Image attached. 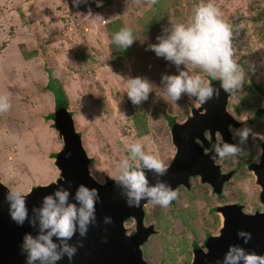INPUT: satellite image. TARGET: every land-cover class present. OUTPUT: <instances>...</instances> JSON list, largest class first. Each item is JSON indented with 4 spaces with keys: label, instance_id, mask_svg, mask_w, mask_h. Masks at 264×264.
Segmentation results:
<instances>
[{
    "label": "rangeland",
    "instance_id": "374dc122",
    "mask_svg": "<svg viewBox=\"0 0 264 264\" xmlns=\"http://www.w3.org/2000/svg\"><path fill=\"white\" fill-rule=\"evenodd\" d=\"M213 1L226 22L233 14H239V23L242 19V30L236 33L238 39H233V51L245 72V82L239 95L230 97L229 109L245 124L262 103L260 90L254 88L255 82L264 86V43L251 32V15L242 12L248 0ZM82 2L85 7L73 4V0H0V92H6L11 99L10 109L0 112V178L6 185L19 184L31 190L61 176L56 160L63 139L49 115L55 109V81L51 76L67 94L76 127L92 158L90 165L106 181L115 172L118 160L127 154L130 142H141L146 151L166 165L171 163L176 147L164 113L176 115L181 122L192 114L188 103L199 106L197 100L186 95L176 103L165 99L161 76L166 73L168 61L162 62L161 67L154 66L158 56L148 46L157 41L167 22H159L153 28L142 27L140 17L151 7L148 0H103L99 6L96 0ZM179 6L183 11L178 20L186 22L192 13L190 2L184 0ZM176 9H171L168 17L173 18ZM118 19L124 27L144 30L133 45L140 47L137 56L145 60L144 66H152L155 72L149 80L153 90L138 105L122 91L126 78L137 76L135 61L130 56L124 58L110 45L113 24ZM151 21L145 20V26L158 20ZM23 52L34 56L26 58ZM136 108L146 113L144 132L133 123L132 112ZM253 141L248 137L243 153ZM246 158V154L220 158L224 170L233 169L237 160H241V166L238 176L227 183L226 193L219 198L208 196L207 184H197L193 191L197 193H191L184 201L182 197L178 204H148L152 217L148 222L155 218L159 230L143 245L150 263L191 264L192 242H201L205 230L219 233L215 213L208 212V206L216 204V199L222 203L244 198L247 209L263 208L258 199L260 186L252 174H245Z\"/></svg>",
    "mask_w": 264,
    "mask_h": 264
},
{
    "label": "clouds",
    "instance_id": "9594fccd",
    "mask_svg": "<svg viewBox=\"0 0 264 264\" xmlns=\"http://www.w3.org/2000/svg\"><path fill=\"white\" fill-rule=\"evenodd\" d=\"M82 0H73L78 5ZM103 0H96L99 6ZM235 28L225 21L220 9L213 0H199L193 7L186 22H170L157 36V42L148 47L158 57H163L177 68L176 73L161 76L165 99L176 103L182 96L195 98L205 103L220 89L235 93L245 82V72L234 58L233 37ZM132 29L124 27L112 35V44L118 49H127L135 39ZM183 66V67H181ZM198 69L195 73L188 69ZM252 66H250V69ZM219 80L215 87L204 75ZM151 82L141 76L126 78L122 91L127 93L133 104L147 100L152 91ZM11 107L10 96L0 92V112H7ZM229 131L237 143H229L217 137L212 144V159L217 157H237L244 152L243 144L248 140L252 129L243 126ZM259 155H264L260 152ZM256 162L260 160L257 158ZM167 171L166 163L155 154L146 151L139 141L127 145V154L115 165V172L108 176L119 188L128 206H139L142 200L161 207H167L178 193L166 182L149 180L148 172L155 177L163 176ZM89 175L97 184L106 180L97 175L93 166H89ZM0 183H4L0 180ZM4 199L8 205V214L18 225L27 223L35 229L23 234L20 251L25 256V264H57L67 257L73 260L82 239L72 243L74 235L85 237L90 225L97 223L96 204L100 199L99 191L94 186L80 183L73 192L70 187L58 185L51 192L45 193L37 205H27L30 189L24 185H5ZM105 224L111 223V217L103 218ZM237 236L243 243L251 239V233L241 229ZM216 264H264V253L248 251L243 244H231L223 258Z\"/></svg>",
    "mask_w": 264,
    "mask_h": 264
},
{
    "label": "water",
    "instance_id": "95a60500",
    "mask_svg": "<svg viewBox=\"0 0 264 264\" xmlns=\"http://www.w3.org/2000/svg\"><path fill=\"white\" fill-rule=\"evenodd\" d=\"M212 84L219 88L220 81ZM230 96L231 93L220 89L218 96L214 95L203 104L198 101L199 106L186 121L173 123L171 139L176 147L173 160L161 177L148 172L151 183L159 179L175 190L181 184L189 187L190 176L200 175L202 181L213 186L214 191H222L224 181L232 177L234 170L222 172L221 166L216 163L218 157L212 159L211 148L217 140L216 131L221 133L224 141L234 143L228 131V125L237 121L228 110ZM53 120L63 139L56 160L61 176L57 181L30 190L26 201L30 211L33 205L39 204L45 193L51 192L58 185L70 187L74 192L78 184L84 183L96 187L100 195L96 204L97 223L89 226L85 237L77 234L72 238V243L82 239V245L78 246L73 260L69 262L65 257L57 264H148L141 245L154 231L153 226L147 227L143 222V206L149 201L142 200L139 206L130 207L111 179L104 184H97L89 175L92 160L84 145L83 135L76 127L72 111L69 107H59ZM206 130L212 134L211 141L205 136ZM204 146L209 149L208 153L204 152ZM251 168L261 188L259 198L263 208L246 212L242 205L236 203L224 205L221 208L224 220L220 233L209 237L205 248L195 249L191 264H216L231 244H243L248 251L264 253V155L262 162L252 163ZM5 185L0 183V264H25L20 243L25 232H35V229L27 221L18 225L11 219L4 199L7 191ZM105 216L111 217V223H104ZM129 217H135L138 223L137 231L133 234L127 233L125 225ZM241 229L251 233L247 244L237 236Z\"/></svg>",
    "mask_w": 264,
    "mask_h": 264
},
{
    "label": "trees",
    "instance_id": "16d2710c",
    "mask_svg": "<svg viewBox=\"0 0 264 264\" xmlns=\"http://www.w3.org/2000/svg\"><path fill=\"white\" fill-rule=\"evenodd\" d=\"M110 0H104V3L108 2ZM114 1V0H113ZM187 1V0H185ZM148 2L150 3V8L146 9L143 11L141 17H140V21L142 23V27L144 29H146L147 27H154V26H158L155 25L157 23H161V24H166L165 22H167L166 26L170 25V22L176 23V22H181L180 20H178V15L180 16V14H182L183 9H180L179 4L183 3L184 0H148ZM190 5H191V9L190 11L193 10V7L198 3L192 0H189ZM214 2V1H213ZM215 3V2H214ZM248 6L246 8L243 7L242 12H248L251 17V32L257 37V39L261 42L264 43V0H248ZM86 3L82 2L79 3L77 6L79 7H85ZM246 5V4H244ZM179 6V7H178ZM176 9V12L174 13L175 15L173 16V18L168 17V12H170L171 9ZM191 16V15H190ZM157 19L158 21L153 22L154 25L149 24L148 26H145L144 21L145 20H149L151 21V19ZM239 19V14H233L228 16L227 18V22L232 24L235 28V32H234V40L238 39V37H236V33L242 30V19L240 20V23L238 22ZM152 22V21H151ZM121 28H124V24L123 21L121 19H118L116 24H113V31L114 33L118 30H120ZM130 29H132L133 35L134 37H138V35H142L144 30H140L139 28L136 27H128ZM163 32V30L161 31ZM138 39V38H137ZM136 40V39H135ZM135 40L133 41V43H135ZM157 41L153 42L156 43ZM133 43L127 48V49H118L115 47V49L119 52H121L123 54V57H127L130 56L135 62V67H136V71H137V76H141L145 79L150 80L151 78H153L155 76V72L151 67H149L148 65H146V67L144 66L145 64V60L142 59L141 57L137 56L138 52L140 51V47L136 46V48L134 47ZM112 44V40L110 45ZM113 45V44H112ZM137 45V43H136ZM114 46V45H113ZM112 46V47H113ZM24 53V57L26 58H30L33 57L34 55H30L27 52H23ZM162 62L163 64L165 63V59L163 57H157L155 58V61L153 63L154 66H162ZM166 73L165 74H171V73H176L177 72V68L175 67V65L171 64L169 61L166 62ZM183 67V66H181ZM150 68L151 72H150ZM164 66L161 68L163 69ZM196 69H194L195 71ZM150 72V74H149ZM203 75V73H201ZM207 79L212 83L215 80L214 78L210 77V76H206ZM51 79H53L52 82L55 81V89L54 93H55V109L52 113H50V117L54 118L55 116V112L59 107L65 106V107H69V101H68V97L67 94L64 90V88L62 87V85L58 84L57 80L51 76ZM206 79V78H205ZM49 89V86H48ZM158 98V100L161 102L163 101V98L161 96H156ZM194 100H196L194 98ZM190 109L193 111L196 106L193 105V103H188ZM198 107V106H197ZM261 112H263L262 110H259L258 114L255 116V119H259L262 120L264 119V117H261L260 114ZM73 113V112H72ZM164 117L168 123V125L170 127H172L173 123L175 122H179L178 118L176 115H171V114H167L166 112L164 113ZM168 117V118H166ZM132 119H133V123L135 124V127L137 129H140L141 132H144V128L143 125L145 124V120H146V113L145 111H142L141 108H136L133 112H132ZM182 122V121H181ZM146 127V126H145ZM92 160V158H91ZM146 253V252H145Z\"/></svg>",
    "mask_w": 264,
    "mask_h": 264
},
{
    "label": "flooded vegetation",
    "instance_id": "af4514ba",
    "mask_svg": "<svg viewBox=\"0 0 264 264\" xmlns=\"http://www.w3.org/2000/svg\"><path fill=\"white\" fill-rule=\"evenodd\" d=\"M255 83H256V88H254V87L253 88L260 90V93L259 94L261 95V98H262L261 106L256 109V111L252 114L251 117H248L247 118L246 123L244 124V122L236 115V113L234 111L232 112L229 109V104H228V110L230 111L231 114H233V116L237 120L235 122L232 121L228 125V131H229V126H231L233 129L240 128V127H243V126H247V127H249V128L252 129V134L249 135V138H251V140L252 141L254 140V141L250 144V147H249V150L247 151V153H242V154H246L247 155V158H248V159L246 158V160H245V166H246V169H244L246 171L245 174H247V173H248V175L249 174H252L253 177L256 180V183L258 184L257 179H256V175H255L253 169L251 168V164L252 163L260 164L262 162V156L259 155V153L260 152H264V119H263V121L262 120H259V119H255L254 120V118L258 114L259 110H262L263 111V112H261L260 116L261 117H264V86H263L262 83H260V85H257V82H255ZM237 95H239V91H236L235 93L231 94L230 97H232V96L235 97ZM186 120H184V121H186ZM184 121H182V122H184ZM215 133H216L215 134L216 139L219 136L220 139L223 140V137H222V135H221V133L219 131H216ZM229 133L231 134V137H232L234 143H237V137L234 138L232 136V133L230 131H229ZM205 136L207 137V139L209 141H211L212 134H211L210 130H206L205 131ZM197 142L201 143V145H202V142H200L199 139H197ZM203 148H204V152L205 153H208L209 152V149L207 147L204 146ZM173 157L170 160V162H172ZM257 158L260 160L259 163L256 162V159ZM216 163L221 166V171L222 172H228L230 170H234V173H233L232 177L229 180L224 181L223 188H222V191L220 193L214 191L213 186L211 184H209L208 182L202 181L200 175H192V176H190L191 185L189 187H187V186H185L183 184L179 185L175 189L177 191L178 195L171 202L174 203V204L175 203L178 204V202L182 199V197H183V201H184V199H187V197L191 193H194V194L197 193V192H193L196 189L197 184H200V186H204V185L206 186V184H207L210 187V188L208 187V190L210 192V193L208 192V196H210L211 198H219V196H221L223 193H226V190L225 189L228 187V184L227 183L229 181H231L233 178H235L236 176H238V174H239V171H240L239 164L241 166V160L240 161L237 160L236 165H235V167L233 169H227V170H224L223 169V164L220 162V157H218V159L216 160ZM170 164L171 163H169L168 165H170ZM108 180H110V179H108ZM193 181L195 182L194 185H193V183H194ZM258 199H260L259 198V195H258ZM149 203H151V202H148V203L144 204V206H143V208H144L143 222H144V224L147 227L153 226L154 227V231L149 235L148 239L141 245L142 250H143V255H144L145 259H146V256H145L146 253L144 251L145 249H144L143 245L146 242H148V240H149V238L151 236L156 235L157 232L159 231L158 228L156 227L157 220L155 218H154L153 221L148 222L150 219H152L149 211L147 210ZM232 203L233 204L236 203V204L242 205L243 208H244V210L246 212H255L257 210H261V208L256 209L257 207H255V209L254 208L252 209L254 211L247 209V207H246L247 206V202H246V200L244 198L229 199V200L223 201L222 203H221V201H219V200L216 199V204H213V205H209L208 206V212L215 213V217L217 218L219 233H220L221 228L223 226V220H224L221 208L224 205L232 204ZM156 211H158V210H156ZM157 213H155V214H157ZM125 225L127 227V233L128 234H133V233H135L137 231L138 223H137V219L135 217H129V218H127L125 220ZM219 233L212 232L211 230H207V231L205 230L204 231V236H203L201 242H195V241L192 242V248H193V250L195 251V249L200 248V247L201 248H205L207 239L209 237L214 236V235H217ZM194 251H193V253H194ZM147 261H148V264H152V263L149 262V260H147ZM159 264H163V263L160 262Z\"/></svg>",
    "mask_w": 264,
    "mask_h": 264
}]
</instances>
